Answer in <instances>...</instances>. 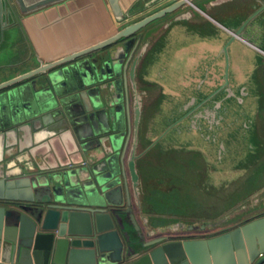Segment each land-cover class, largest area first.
Wrapping results in <instances>:
<instances>
[{
    "label": "water",
    "instance_id": "1",
    "mask_svg": "<svg viewBox=\"0 0 264 264\" xmlns=\"http://www.w3.org/2000/svg\"><path fill=\"white\" fill-rule=\"evenodd\" d=\"M195 1L176 0L108 40L0 84V137L35 140L41 132L46 141L68 133L84 157L80 165L28 176L0 173V264H264V217L222 231L208 224L168 232L140 216L144 231L134 211H142L135 83L147 49L141 32ZM108 2L122 21L120 0ZM242 7L255 12L239 28L222 26L231 34L227 47L237 39L256 47L247 30L264 26V0H243ZM258 69L264 76V62Z\"/></svg>",
    "mask_w": 264,
    "mask_h": 264
},
{
    "label": "crops",
    "instance_id": "2",
    "mask_svg": "<svg viewBox=\"0 0 264 264\" xmlns=\"http://www.w3.org/2000/svg\"><path fill=\"white\" fill-rule=\"evenodd\" d=\"M42 1L44 0H0V84L37 69L41 65L50 64L108 40L125 27L159 12L176 0H120V7L124 13L122 21L116 18L108 0H62L33 11H24V9L31 8ZM242 5L243 0H196L194 6H187L178 13L149 25L141 32L143 36L141 45L146 43L147 49L140 59L135 76L138 95L141 97L144 95L146 99L154 98L153 114L156 116L154 120L159 124V120L163 117L164 107L162 105L165 100H168L167 96L168 98L170 96L167 93L164 95L167 88L165 82L163 84L152 79L151 71L157 61H166L167 63H164L166 65L161 63L157 66L167 70V66H170L173 61L178 58L185 61L187 58L192 61L189 64L192 65L189 75L198 77H206L208 75L207 67H212L211 64H217L220 72L221 65L219 63L223 68L227 61L230 64L233 61L232 65L244 61V64L249 68L246 74L249 84L247 89L242 88V90L246 97H252L255 102L254 120L250 124H246V129L249 131V140L252 139L254 142L249 141L251 147L246 149L239 159L240 161L236 162V164L239 163V168L242 171L238 178L246 177L244 174L248 173L246 172L248 171L247 164L252 166L263 159L259 155L256 156V152L261 147L258 146V142L264 139L260 132L264 131V76L258 69L259 65L264 62L262 53V51L264 52V26L257 23L247 30L248 37L254 40L257 48L238 39L227 47L231 34L222 27L239 28L242 20L255 12L251 7L244 10ZM176 16H180V19L177 17L174 20ZM225 48H227L226 52ZM242 49H245L250 55L241 56V52L244 51ZM203 67L206 68L202 70ZM6 75H10V77L4 78ZM216 88L200 97V101L206 100L207 102ZM226 89L228 86L207 103L204 102V106L210 103L206 108L203 105L200 108L199 105L190 112L194 127L197 125L196 121H201L206 125L223 122L221 119L224 115L220 112L221 105L213 101H220L221 92ZM239 101L241 105L244 103V100L240 99ZM192 104L186 103L184 107L180 108L178 114L185 113V109L189 112V109L195 106ZM229 112L227 116H230V119L224 129L226 134L241 125L242 121L241 116L238 118L235 114L232 115L230 109ZM220 115H223L222 118H217ZM194 116L199 117L195 118ZM174 123H176V116L173 117L172 113L167 120H163L161 125L164 127L160 135L167 129L171 131L179 122L173 125ZM139 130L142 137V120ZM40 133H37L38 137L35 140L30 134H24L22 137V133L18 136L14 134L6 137L1 136L0 173L4 172L7 176L16 174H18L17 176H28L45 170L77 166L84 161L83 155L76 151L68 133L46 141H42L45 134ZM226 134L225 138L229 140L237 135L232 132L229 135ZM167 141L174 144V140L168 139ZM175 142L177 145V140ZM139 147H142V138ZM184 147L197 151L190 146ZM141 165L142 155L137 159L141 192L139 199L142 211L140 212L137 207H134L136 217L141 226L140 216L148 220L149 226L153 230L166 229L169 232V229L177 224L172 221L177 220L178 216L173 215L175 213L171 207L167 213L153 214L148 211L147 204L150 205L153 200L150 195H146L147 198L144 197ZM172 179V175L165 176L167 181L160 184L164 186L165 190H160V193L169 195L173 193ZM145 205L148 206L146 212ZM244 211L247 212H244L242 218L231 223L232 228L264 217V189L260 191V194L257 192L252 196V204ZM176 226L184 225L177 224ZM143 230L146 231L144 227Z\"/></svg>",
    "mask_w": 264,
    "mask_h": 264
},
{
    "label": "rangeland",
    "instance_id": "3",
    "mask_svg": "<svg viewBox=\"0 0 264 264\" xmlns=\"http://www.w3.org/2000/svg\"><path fill=\"white\" fill-rule=\"evenodd\" d=\"M242 50L244 51L241 52V56L250 55L245 49ZM181 60L178 58L173 61L170 66H167V70L157 66L167 63L166 61H157L151 71L152 79L163 84L165 82L167 88L164 95L167 93L170 96L169 98L167 96L168 100H165L162 105L164 107L163 117L159 120V124L154 120L156 117L153 114L154 98L146 99L142 95L143 146H138L137 156H141L142 151L160 137L164 127L161 124L172 113L173 117L176 116V123H179L171 131H168L169 129L164 131L166 139L161 144V149L169 151L168 155H172V151H174H171V148L180 151L178 155L173 153L176 155L174 160L169 159L170 157H158L157 150L154 151L155 153L153 152L152 156L142 158L141 174L144 197L150 195L153 200L150 205L147 204L149 208L145 205V212L147 208L153 214L167 213L171 207L175 213L173 215L178 216L177 220L172 223L184 225L185 228L218 224L216 230H227L232 228V222L238 221L244 212H247L244 209L252 204V196L257 192L260 194V191L264 189V139L258 142V146L261 147L256 152V156L259 155L263 159H260L258 164L252 163V166L247 164L248 171L246 172L248 173L244 174L246 177L238 178L242 171L239 168V163L236 164L246 149L251 147L249 143L254 142L248 138L249 131L246 129V124H250L254 120L255 102L252 97H246L242 91V88H248L249 81L246 74L249 68L244 64V61H239L236 65H232L233 61L231 64L227 61L223 68L219 63L221 65L220 72L217 64H211L212 67H207L208 75L198 77L189 75L192 69V65L189 64L192 61L187 58L185 61ZM204 68L206 67H203L202 70ZM10 75L3 77L9 78ZM227 82L229 83L228 89L221 92L220 101H213L221 105L220 112L224 116L220 115L217 118L221 119L223 116L221 119L223 122L206 125L201 121H196L197 127H194V121L187 116L201 104L200 97L215 87H217L216 90L222 88ZM240 99L244 100L242 105ZM186 103L189 105L193 103L192 105L195 106L189 109V112L185 109V113L178 114L180 108L184 107ZM209 104H205L203 107L206 108ZM229 109L232 115L235 114L238 118L240 116L242 118L241 125L231 131L232 134H237L231 140L225 138L226 132L224 131L226 123L230 119V116H227V113H230ZM231 132H227L226 135ZM260 132L264 136V131ZM168 139L174 140V143L177 140V148L167 144L169 143ZM255 141L257 143V140ZM184 146H190L197 151H192ZM171 175L173 193L170 195L160 193V190H165L164 186L160 184L167 181L165 176ZM160 196L163 198H159Z\"/></svg>",
    "mask_w": 264,
    "mask_h": 264
},
{
    "label": "flooded vegetation",
    "instance_id": "4",
    "mask_svg": "<svg viewBox=\"0 0 264 264\" xmlns=\"http://www.w3.org/2000/svg\"><path fill=\"white\" fill-rule=\"evenodd\" d=\"M164 142V140L163 139H161L160 141H158V142H156L155 144H150L148 147H147V149H145L144 151H142V158H148V157H150V156H152L155 152L154 151H156L157 152V156L158 157H160V158H168V157H170L169 159H171V160H174L175 159V157H176V155L175 154H177L178 155V153L180 152L178 149H174V148H171V151L172 150H174V151H172V155H168L169 154V151H166L165 149H161V144ZM169 142V141H168ZM167 144H170L171 145V147H175V148H177L176 147V143H174V144H171V142H169V143H167ZM142 146H143V143H142ZM144 146H145V144H144ZM154 152V153H153ZM173 153H175V154H173ZM189 153V152H188ZM180 154V153H179ZM175 162V161H174ZM167 164V163H166ZM184 165V164H183Z\"/></svg>",
    "mask_w": 264,
    "mask_h": 264
}]
</instances>
